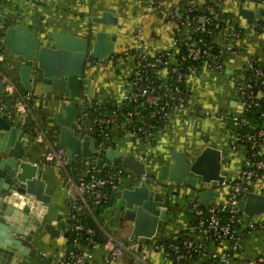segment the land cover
<instances>
[{
    "label": "built area",
    "instance_id": "1",
    "mask_svg": "<svg viewBox=\"0 0 264 264\" xmlns=\"http://www.w3.org/2000/svg\"><path fill=\"white\" fill-rule=\"evenodd\" d=\"M147 1L149 12L172 27V48L154 54L133 49L129 54L132 74L120 100L108 105L103 97L81 95L75 100L80 106L73 130L95 139L93 151L97 156L93 158L97 161L107 151L120 149L115 146V131L131 140H150L168 121L188 112L192 79L202 77L205 69L225 73L230 68L240 110L222 115L234 129L231 148L246 149L242 170L238 178L223 181L222 188L227 192L223 203H193L190 233L161 240H133L130 234L117 237L109 223L98 219L94 209L108 204L112 192L122 189L125 180L139 181L147 176L123 167L120 160L94 164L80 154L70 156L66 148L50 142L47 130L37 125L33 140L45 146V162L62 169L65 175L66 216L70 220L63 254L43 252L45 264H112L125 253L132 264H153L150 255L156 251H162L164 259L172 264H264V257L244 254L247 237L263 225L250 220L243 227L244 213L239 208L242 193L256 191L264 172V0H260V12L253 23L223 12L217 6L222 0H211L207 5L206 1L185 0L186 5L179 8H168L158 0ZM0 25L3 30L6 23ZM252 35L261 38L258 55L244 51ZM232 58L242 60L229 67ZM5 89L10 99L20 98L14 113L32 112L31 92L22 93L9 79L5 80ZM72 101L65 99L68 104ZM0 112L6 113L2 101ZM6 114L14 121L11 113ZM125 149L135 153L132 148ZM96 248L102 249L99 260L93 257Z\"/></svg>",
    "mask_w": 264,
    "mask_h": 264
},
{
    "label": "water",
    "instance_id": "2",
    "mask_svg": "<svg viewBox=\"0 0 264 264\" xmlns=\"http://www.w3.org/2000/svg\"><path fill=\"white\" fill-rule=\"evenodd\" d=\"M258 12L260 9H248L240 2L239 14L248 23H253ZM28 16L5 25L3 44L14 56L24 87L39 85L43 94L55 91L64 99L74 100L67 105L66 114L58 115L61 127L55 145L66 148L70 156L80 154L94 164L120 160L123 167L147 176L112 192L114 200H121V216L131 221L130 239L155 237L160 225L171 223L170 206L178 200L212 202L232 172L225 170L223 152L211 145L197 150L172 147L166 159L152 162L151 169L126 149L109 150L97 161L93 158L97 156L93 151L95 139L75 133L72 127L80 106L75 100L83 93L85 64L113 56L115 39L107 31L91 28L87 38L55 31L47 41L43 25L36 33L31 25L23 23L33 18ZM92 21L116 26L118 17L104 11ZM6 111L11 112V107ZM22 132L5 112H0V264L28 260L32 254L28 243L40 228L54 237L69 235L70 220L55 212L53 190L48 191L43 181L45 169L29 160L34 140L30 133L19 137ZM239 208L251 219L263 215L264 192L244 191Z\"/></svg>",
    "mask_w": 264,
    "mask_h": 264
},
{
    "label": "crops",
    "instance_id": "3",
    "mask_svg": "<svg viewBox=\"0 0 264 264\" xmlns=\"http://www.w3.org/2000/svg\"><path fill=\"white\" fill-rule=\"evenodd\" d=\"M163 5L168 8H179L181 5V0H158ZM204 0H200L203 3ZM244 7L248 9H260V0H241ZM240 0H222L220 2V9L223 12L229 13L233 16L238 17L241 20H246L243 16L239 14V5ZM35 4H37V8L32 10L37 14V18H30L24 20V24L31 25L35 32L39 28H42L43 25L45 30V37L47 41L52 40V33L55 31H60L67 34L77 35L80 37H89V33L91 28L94 31L104 30L107 31L110 36L115 39V42L119 41L121 31L119 29L121 22L125 24L127 20L131 16L136 17L139 22V29L134 30V34L138 37L135 48H140L143 51L154 54L162 49L172 48V42L174 39V32L172 27L160 16L151 14L147 8L148 1L147 0H34ZM104 11H112L115 16L118 17V24L116 26L107 25V24H99L92 21L94 17L101 16ZM30 12V13H31ZM259 13V12H258ZM30 15V14H29ZM21 16V15H20ZM25 17H29L28 15ZM18 19V18H17ZM9 23L5 22L0 17V24ZM11 23V22H10ZM13 23V21H12ZM53 25V27L46 30L45 25ZM1 26V25H0ZM50 27V26H49ZM92 29V30H93ZM0 38L3 40V30H0ZM261 38L257 35H252L247 39L246 47L244 51L248 54L258 55L261 50ZM48 43V42H45ZM116 45V44H115ZM4 49L2 54L3 59H0V101L5 103L6 110L8 107H11V113L14 117V124L19 127L23 132L19 135V137H23L25 133L24 125L25 121L29 119L30 116H34V111L26 115H19L14 113L16 103L19 102V99L12 100L7 96V91L5 89V80L9 79L15 83L18 87L19 91L22 93L35 92L39 96L49 97V100L43 107V111L45 115H47L52 122L49 124V129L47 130V136L50 142L55 143L59 138V132L61 125L58 123L57 118L60 113L66 114V107L68 103L65 102V99L60 96V93L55 91H49L47 94H43L41 87L36 85L33 89H28L23 86L20 81V75L17 70V65L14 61V56L11 54L8 48L3 44ZM135 48L126 50L124 54H113L106 61H113L117 63L116 73L114 77V86H111V89L108 91H103V87L95 83L92 78H88L84 75V88L82 95L86 94L88 96L93 97H103L105 99L111 100L113 103L120 100L122 94L126 87L128 86L130 76L133 70V62L129 54ZM242 59L232 58L229 59V67H233L238 65ZM89 62H93L97 64L98 60H90ZM119 68V70H118ZM230 71L231 73H226ZM225 73L232 79V69L229 68ZM216 74L209 72L208 70H203V76L199 78H194L191 81L195 83L196 80H204L209 74ZM32 80V79H31ZM233 81V80H232ZM234 86V84H233ZM190 95L191 99L189 101L188 112L184 114L181 118H174L168 121L164 128L161 131L155 132L153 137L150 140H142L138 139L137 141L128 139V137L124 138L120 133V131H115V142H123L120 146H127L128 143H138L137 145H141L140 153L143 156H138L140 159L144 157H150L149 160L153 159L151 156H157L160 158L159 161L167 158V152L170 148L174 147L179 150L197 148L202 149L205 145H211L220 149L223 152V156L226 159L225 170L231 171L232 174L229 175L228 179H236L239 177V173L242 170V159L246 155V149L244 147L238 149L231 148V142L234 136V129L230 122L227 121L222 115L223 112H239V99L235 93L234 87V97L230 98L229 107L226 110L218 113V116L222 117L226 124L228 125V132L220 133V137L212 138L210 141L204 139H200L201 137H197L194 132H178L177 123L181 125H189L190 119L189 116L192 117L193 111H191V103L193 100L192 94V83L190 84ZM11 101V103H10ZM11 104V105H10ZM35 108V106H34ZM200 110V109H198ZM5 115L7 116V114ZM9 119V118H8ZM181 134V135H179ZM224 134V135H223ZM190 136V137H189ZM31 138H33L31 136ZM32 140V139H31ZM199 140V141H198ZM33 146V145H32ZM30 146L29 160L32 162L39 163V168H44L45 173L43 175V181L47 184L48 191L53 190V199L55 201V212L63 213L64 219H67V197L65 191V175L63 170L52 166L45 162L46 150L43 144L36 143L34 147ZM133 147H130L134 149ZM126 148H129L128 146ZM196 149V150H197ZM135 151V150H134ZM200 151V150H199ZM142 160V159H141ZM147 160V161H149ZM151 169V167H150ZM152 171V170H151ZM260 186H257V192H264V172L262 175V181ZM132 185V181L127 179L124 182L123 188L129 187ZM222 188V187H221ZM227 196V192H226ZM62 197H64V204H62ZM214 200L217 203H223L226 200L224 198L221 199V195L218 193L215 195ZM213 200V201H214ZM177 204H172L170 208L172 209V221L167 225H160L157 235L153 237L152 240H161L164 237L170 238L173 235H180L183 233L191 232V206L195 202H200L199 200L195 201H185L178 200ZM181 201V202H180ZM184 202V203H182ZM114 203V202H113ZM112 203V204H113ZM173 203V202H172ZM205 204V203H204ZM207 204V203H206ZM65 207V208H64ZM183 209L187 214L184 216H180V211ZM252 220L256 223H262L263 227H257L256 230L253 229L251 235H249L245 242L244 254L250 257L262 256L264 257V216L262 219L254 218L251 219L247 216L242 217V225L247 226V223ZM257 240L261 242V253L256 254V252L247 253V250L250 248L254 251L253 247H250L251 241ZM67 239L66 237H54L47 233L44 229H38L36 231L33 239L28 243L31 247V255L28 257V260H22L20 264H45V259L42 257L43 252H49L52 254H63L66 247ZM93 257L95 260H99L102 255V249L96 248L93 251ZM154 253V252H153ZM127 256L128 264H132L131 257L127 253H125L122 257H120L117 261L112 264H119L121 259ZM172 264V262H171Z\"/></svg>",
    "mask_w": 264,
    "mask_h": 264
},
{
    "label": "rangeland",
    "instance_id": "4",
    "mask_svg": "<svg viewBox=\"0 0 264 264\" xmlns=\"http://www.w3.org/2000/svg\"><path fill=\"white\" fill-rule=\"evenodd\" d=\"M37 8L34 0H1L0 2V17L5 20V22L15 21L17 18H23L27 15H33V18H37V14L31 12ZM31 12V13H30ZM21 15V16H20ZM139 20L131 16L129 20L124 24L123 21L120 24V39L116 42L114 54H124L126 50L136 47V42L138 37L134 34L135 29H139L138 25ZM50 26V27H49ZM46 30L53 27V25H45ZM108 59L99 61L97 64L93 62H87L85 64V75L88 78H92L95 83L103 87V91H108L111 89V86H114V77L116 73L117 63L113 61H106ZM119 70V68H118ZM192 83V94L193 100L191 103V111H193L192 117L189 116L190 122L189 125H181L177 123L178 132H194L197 137L200 139L211 140L212 138L220 137V133L228 132V125L224 119L218 116L223 110L228 109L230 98L234 97V86L231 77L227 74H209L204 80H196L195 83ZM200 109V110H198ZM181 135V134H179ZM224 135V134H223ZM190 137V136H189ZM138 139L136 138L135 141ZM199 141V140H198ZM123 142H115L116 148L125 149L127 146L134 147L135 153L138 156H143L140 153L141 145L138 143H128L127 146H120ZM33 145V146H32ZM31 146L34 147L36 142ZM153 159L149 160L142 159L147 164V167L152 166L154 160H160L157 156H151ZM149 160V161H147ZM216 193L221 195V199L226 197V190L224 188H218ZM64 197H62V204H64ZM186 201V200H185ZM181 202V201H180ZM184 203V202H182ZM121 200H114V203L105 207L102 212H97V209H94L98 213V219L105 224L109 223L110 227L113 229L117 237H127L132 230L131 221L123 218L121 216L120 209ZM65 208V207H64ZM181 209L180 216H184L187 213ZM263 215L258 216V219H262ZM250 247L254 248V251L250 248L247 250V253L253 252L256 254L261 253V242L257 240H252ZM150 261L153 264H171L169 260L164 259L162 251H156L150 255ZM119 264H128V257L124 256Z\"/></svg>",
    "mask_w": 264,
    "mask_h": 264
},
{
    "label": "trees",
    "instance_id": "5",
    "mask_svg": "<svg viewBox=\"0 0 264 264\" xmlns=\"http://www.w3.org/2000/svg\"><path fill=\"white\" fill-rule=\"evenodd\" d=\"M206 1L205 2V5H207V3L211 0H204ZM1 2V0H0ZM181 4L182 5H186V2L185 0H181ZM217 6L219 7L220 6V3L217 4ZM202 13V12H201ZM3 49L4 47H0V52H3ZM49 100V97H45V96H39L37 95L34 91L31 92V98H30V104L31 105H34L35 108L33 110L34 111V116H30L29 119L27 121H25V125H24V128H25V131L29 132L31 134L32 137L35 136V131H34V128L39 125L41 128L43 129H46L48 130L49 129V124L50 122H52V119H50L47 115H45L44 111H43V107L44 105L46 104V102ZM107 103L108 105H112L113 102L109 99H107ZM113 128V127H112ZM59 136V135H58ZM114 202V199L111 198L110 202L106 205H102V206H99L95 209H97V212H102V210L111 205L112 203ZM96 216L98 217V213L94 210ZM86 216V215H85ZM84 216V217H85ZM88 222L91 223V220L87 217V220ZM176 235H173L171 236L170 238H175ZM167 237H164L162 239H166Z\"/></svg>",
    "mask_w": 264,
    "mask_h": 264
}]
</instances>
